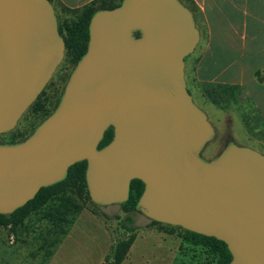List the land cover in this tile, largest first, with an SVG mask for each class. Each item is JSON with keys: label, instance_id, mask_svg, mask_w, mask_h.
<instances>
[{"label": "water", "instance_id": "water-1", "mask_svg": "<svg viewBox=\"0 0 264 264\" xmlns=\"http://www.w3.org/2000/svg\"><path fill=\"white\" fill-rule=\"evenodd\" d=\"M89 31L54 112L24 141L0 144V214L86 160L96 204L126 202L140 179L137 210L150 220L224 241L230 264H264V154L231 141L210 161L199 155L216 130L188 89L186 58L201 39L192 10L181 0H122L96 11ZM65 53L50 0H0V135L17 127ZM110 126L114 137L99 149Z\"/></svg>", "mask_w": 264, "mask_h": 264}, {"label": "rangeland", "instance_id": "rangeland-1", "mask_svg": "<svg viewBox=\"0 0 264 264\" xmlns=\"http://www.w3.org/2000/svg\"><path fill=\"white\" fill-rule=\"evenodd\" d=\"M53 5L59 26L61 25L63 30L67 25L76 22L83 12V10H67L57 3L55 5L54 2ZM191 55L186 58L188 89L195 103L206 112L216 130V136L207 144L202 152L203 155L212 158L231 141L264 154V142H262L264 134L255 128L252 107L246 105L245 109L242 105L241 101L245 100L244 95L234 90L197 84L194 78L195 65L191 62ZM73 68L74 63L71 56L65 53L52 79L36 100L39 102L35 103V101V104L33 103L28 108L15 129L0 135L1 144L24 141L47 118L48 114L51 115L54 112ZM212 102L221 107L226 105L229 109H219L215 104L209 106ZM252 121H254L253 124ZM79 204L90 211L94 210L100 217L97 216L98 222L85 224L84 222L91 216L88 213L89 210L85 211L81 219L79 218V224L72 231L73 234L81 233L78 226L88 233L101 234L110 231L116 239L126 238L138 232L140 240L135 246L133 255L140 256L135 258L141 262L140 264H162V262L163 264H169V262L170 264H217L218 256L201 245L184 240L185 231L180 227L164 223L154 224L140 211H125L123 204L97 206L89 201L82 204L79 199L74 198L73 203L67 205L65 201L62 203L61 198L58 197L52 199L49 205L31 214L15 233L0 225V260L4 259L3 262L7 264H43L46 256L55 248L56 240L64 232H68L71 226L70 221L79 213ZM50 220L55 223L51 232L48 231L51 228ZM129 228L135 230L129 231ZM171 230L174 232L172 233ZM168 246L175 256L173 259Z\"/></svg>", "mask_w": 264, "mask_h": 264}, {"label": "crops", "instance_id": "crops-1", "mask_svg": "<svg viewBox=\"0 0 264 264\" xmlns=\"http://www.w3.org/2000/svg\"><path fill=\"white\" fill-rule=\"evenodd\" d=\"M92 1L94 0H53L55 5L57 3L72 11L83 10ZM189 2L195 9L196 24L201 32L200 42L192 55L190 54L191 62L195 65V82L199 85L234 90L244 95L242 105L245 109L248 105L252 107L255 128L264 134V0ZM213 104L219 109H229L226 105L221 107L214 102L209 103V106ZM262 140L264 142V138ZM88 210L84 208L68 232L56 240H60V243L49 252L43 264H106V258L117 240L110 231L101 234L88 233L78 226L81 233H72L81 216ZM89 211L91 216L84 223L98 222L96 219L99 215ZM138 236L137 232L121 264L141 263L135 259L140 256L133 255L140 240ZM168 249L171 251L169 246ZM171 253L173 259L175 256L172 251ZM3 260L0 262L7 264Z\"/></svg>", "mask_w": 264, "mask_h": 264}, {"label": "trees", "instance_id": "trees-1", "mask_svg": "<svg viewBox=\"0 0 264 264\" xmlns=\"http://www.w3.org/2000/svg\"><path fill=\"white\" fill-rule=\"evenodd\" d=\"M50 1L53 3V0ZM121 1L122 0H94L83 8V12L76 22L71 25H67L65 30H63L61 25L59 26L60 33L66 41V53L71 56L74 67L88 49V43L90 39L89 24L94 13L100 9L115 8L121 3ZM181 1L186 6H188L193 13L195 12L194 7L190 4L189 0ZM136 35L139 36L140 33L137 32ZM38 102L39 101H36L35 103ZM49 115L50 114H48L47 117ZM113 136L114 132L111 128L105 133V136L99 145V149L107 145L112 140ZM86 171V160L75 163L70 167L65 179L51 186L41 188L34 199L30 200L27 204L18 208L13 213L0 214V225L9 228L11 232H16L31 214L39 211L46 205H49V202L56 197L61 198L62 203L65 201L67 205L72 204L73 199L75 198L77 200L79 199L82 204H85L89 201L93 205L101 206L93 202L91 199L87 185ZM144 189L145 184L142 180L134 179L131 181L129 198L126 202L122 203L125 211H138L137 203ZM58 205H60V203ZM78 206V211L80 213L84 208L80 206V204ZM92 212L96 213L94 210H92ZM79 213H77V216ZM103 215L108 218L106 214L103 213ZM76 217L70 221L69 225L74 223ZM128 219L132 220L131 217H128ZM151 221L154 224H163L154 220ZM50 224L51 228L48 230L49 232L53 231L52 226H54L55 223L50 220ZM182 229L185 231V234L183 235L184 240L195 245H201L216 254L218 256L217 264H230L232 260V254L228 248V245L224 241L213 236H206L186 230L184 228ZM128 230L134 231L135 229L129 228ZM171 232L173 233L174 231L171 230ZM66 233L67 231L64 232L62 236H64ZM135 238L136 234L132 233L127 238L117 239L110 254L106 258V264H121L126 258ZM59 243L60 240L56 241L55 245Z\"/></svg>", "mask_w": 264, "mask_h": 264}, {"label": "flooded vegetation", "instance_id": "flooded-vegetation-1", "mask_svg": "<svg viewBox=\"0 0 264 264\" xmlns=\"http://www.w3.org/2000/svg\"><path fill=\"white\" fill-rule=\"evenodd\" d=\"M73 69H74V68H73ZM61 97H62V95H61ZM59 100H60V99H59ZM111 128L113 129V132H114V127H113V126H110V127L106 130V132H107L109 129H111ZM106 132H105V133H106ZM104 136H105V134H104ZM113 137H114V136H113ZM103 138H104V137H103ZM112 139H113V138H112ZM102 140H103V139H102ZM101 142H102V141H101ZM101 142H100V143H101ZM110 142H111V141H110ZM110 142H109V143H110ZM99 145H100V144H99ZM206 146H207V145H206ZM98 147H99V146H98ZM102 148H103V147H102ZM204 149H205V148H204ZM204 149H203V150H204ZM203 150L200 151L199 155H200V157H201L202 159H204V160H206V161H210V160L214 159V158L218 155V154H217V155H213L212 158H210V157H205V156L203 155V153H202Z\"/></svg>", "mask_w": 264, "mask_h": 264}]
</instances>
